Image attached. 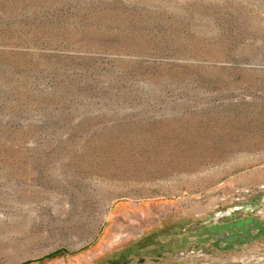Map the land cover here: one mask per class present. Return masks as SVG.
Instances as JSON below:
<instances>
[{
    "label": "rangeland",
    "instance_id": "obj_1",
    "mask_svg": "<svg viewBox=\"0 0 264 264\" xmlns=\"http://www.w3.org/2000/svg\"><path fill=\"white\" fill-rule=\"evenodd\" d=\"M0 264H264V0H0Z\"/></svg>",
    "mask_w": 264,
    "mask_h": 264
}]
</instances>
